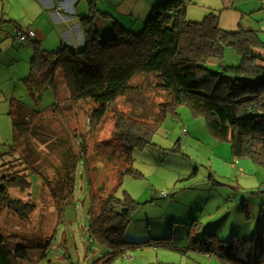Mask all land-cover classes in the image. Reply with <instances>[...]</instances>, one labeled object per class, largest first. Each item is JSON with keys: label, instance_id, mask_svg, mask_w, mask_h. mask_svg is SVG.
Segmentation results:
<instances>
[{"label": "rangeland", "instance_id": "374dc122", "mask_svg": "<svg viewBox=\"0 0 264 264\" xmlns=\"http://www.w3.org/2000/svg\"><path fill=\"white\" fill-rule=\"evenodd\" d=\"M41 1L48 0H5L4 11L23 26V29L16 28L32 30L27 27L34 21L38 26L45 22ZM95 4V1L88 0V5L94 11ZM65 10L68 11V8L65 7ZM211 11L221 15L223 29H255L264 43V0H193L188 4L187 18L202 21ZM5 20L13 23L9 18ZM121 20L123 27L137 34L144 31L147 22L141 21L137 25L141 29L134 31L129 27V20ZM75 31L78 33V28ZM100 36V41H106L114 38L115 34L102 30ZM34 37L36 35L27 38H33L31 41H14L17 49L15 55L10 48L4 51L0 67L5 70L0 78H5V90L13 93L24 110L34 116L28 121L32 122L31 126L38 125L37 129L29 132L32 150L36 153L30 156L35 157L33 165L43 173L40 170L34 173L31 168L27 170L32 195L27 190L23 197L16 188L11 193L35 204L29 220L17 218L16 222H12L7 216L8 212H5V224L1 223L0 227H3L7 245L15 247L17 243H22L29 247V254L20 261L21 264H92L108 249L97 239L91 238V196L101 186L114 187L119 182V172L130 165L124 143L114 135L118 113L133 115L137 120L141 117L151 120L167 100L166 95L162 89H158L157 76H138L133 80L130 92L118 100L119 112L109 111L95 122L93 112L99 105L91 99L73 100L61 70H57L56 85L52 79L46 78L45 72L32 87L25 82L31 75L32 60L36 56L34 43L41 40V49L51 52H58L63 43V37L55 33L54 27L45 39ZM8 44L11 46L10 42ZM68 44L72 46L69 41ZM74 48L76 51L82 50ZM235 53L229 49L226 58L230 65L239 66L241 56ZM14 60L16 64L13 67ZM209 64L218 68L215 61ZM57 106L61 109L57 110ZM23 139L19 143L22 145L20 150L29 157ZM48 139L49 142L46 141ZM150 139L151 142L143 148L133 150L135 174L123 177L119 191L120 196L127 191L137 203L125 233L128 241L150 240L152 226L166 232L174 242V236L181 235L183 239L178 241L180 246L188 243L182 233L187 228L194 236L197 233L202 236L208 229H227L235 219L239 220L235 224L240 234H244L243 230L250 220L255 226L253 233L256 226H260L264 219V167L250 158L235 159L231 144L211 133L206 117L197 116L190 107L181 105L176 113L166 116ZM71 145L78 163L73 174L74 187L63 199L61 194L53 196L52 189L58 194L62 192L58 181L64 170L60 166L63 164V152ZM19 154L20 151L16 152L15 160L19 159ZM11 158V155L8 156V159ZM232 185L241 186L244 190L240 192ZM244 196L253 200L254 218L245 208ZM229 211L230 217L226 216ZM8 225L15 231L6 233L4 226ZM137 248L116 259L114 264H225L217 255L204 257L198 251L191 250V246L183 247L188 251L186 255L163 247Z\"/></svg>", "mask_w": 264, "mask_h": 264}, {"label": "trees", "instance_id": "16d2710c", "mask_svg": "<svg viewBox=\"0 0 264 264\" xmlns=\"http://www.w3.org/2000/svg\"><path fill=\"white\" fill-rule=\"evenodd\" d=\"M191 2L193 0H162L153 8L143 32L137 34L119 26L118 35L106 41L98 38L93 14L82 17L85 44L81 51L62 43L58 52H51L41 49L40 40L34 43L36 56L32 60L31 75L25 82L32 87L45 72L48 76L45 77L56 85L57 70H61L73 100L91 99L99 105L93 112L95 122L109 111L119 112L118 100L130 92L132 82L138 76H157L158 89L166 95L167 100L151 120L144 117L137 120L133 115L118 113L114 135L124 143L130 165L119 172V182L114 187L101 186L91 196L90 231L94 236L91 238L108 249L92 264H114L131 249L146 246L165 247L188 254L187 250L176 246L171 236L143 242L128 241L125 233L137 203L127 191L119 195L123 177L135 174L133 150L149 144L150 136L159 129L166 116L176 113L181 105L190 107L197 116L206 117L211 133L231 144L234 158H250L264 167V65H259V62L264 63V55L255 52L263 48L264 43L256 30L243 27L223 29L221 15L216 11L209 12L202 21L190 20L187 8ZM229 49L242 56L240 66L228 65L226 56ZM211 61H215L218 68L211 67ZM12 103L13 151H20V154L19 159L8 160L0 167V215L8 209L19 219L27 221L35 210V204L11 193L16 188L23 197L27 190L32 195L27 170L31 168L34 173L42 171L33 165L35 157L30 156L36 152L32 150L29 132L37 129L38 125L31 126L32 122L28 120L34 116L24 110L21 102L15 98ZM56 109L61 108L57 106ZM22 139L30 158L20 150ZM79 144H83L81 139ZM11 154L0 155V159ZM62 157L60 168L64 172L58 181L62 192L58 194L54 188L52 190L53 196L61 194L64 199L74 187L73 174L78 157L72 145ZM48 184L52 186L51 182ZM193 226L195 229L196 223ZM196 236H192L195 240L192 238L190 249L198 252L212 251L211 239L218 242L217 237L208 232L202 236L197 233ZM5 240L0 230V264H21L20 261L29 254V247H10ZM228 246L224 256L217 254L222 261L226 259V264H264V224L249 238L233 237Z\"/></svg>", "mask_w": 264, "mask_h": 264}, {"label": "crops", "instance_id": "0c3cea01", "mask_svg": "<svg viewBox=\"0 0 264 264\" xmlns=\"http://www.w3.org/2000/svg\"><path fill=\"white\" fill-rule=\"evenodd\" d=\"M93 1L96 2L95 11L92 10L90 5H88V0H50V1L48 0L45 2L41 1L42 4L40 5L41 6L40 8L43 10L42 16L44 17L45 22L43 21L41 23L42 25L38 26L37 21H34V23L30 24L27 27V29L31 28L32 30L36 32V37L34 38L45 39L49 35V30L52 31V28L54 27L55 33L63 37V40H62L63 43L67 44L69 41V43L72 46L74 45V47H79L82 49L84 47L83 43H85V34L83 33L84 27H83L82 17L91 16L93 14V18H94L93 26L95 28V31L98 32V38L100 40V37H101L100 33L102 32V30H106L112 34L114 32L116 36L118 34V31H117L118 27L122 26L121 25L122 18H126L127 20H129L130 28H132L134 31H139L141 28L139 26L137 27V25L141 23V21L146 22L149 19L153 11V8L156 7L162 0H93ZM65 7L68 8V11L65 10ZM98 7H100V9ZM4 10H5V0H0V15H2L1 20H0V60H1V57L4 51L9 48L12 50L13 54L15 55V52L17 51V49L14 46V41L16 40H14L12 35L16 27L23 28L22 25L18 24L15 18H11L8 12L5 14ZM71 12L73 14H71ZM5 18H9L11 21H13V23L10 24L8 20H5ZM52 18H56V20L54 21ZM220 21H221V16H220ZM80 22L82 24H80ZM220 25H221V22H220ZM75 28H78V31H79L78 33L75 31ZM123 29H125V27H123ZM230 30H233V29H230ZM27 40H24V41H27ZM8 42H10L11 46L8 44ZM72 46L70 47L75 49ZM255 52L258 54L264 55V51L262 50V48L256 49ZM236 53L239 54L237 51ZM227 63L228 65H230L229 64L230 62L228 60H227ZM241 63H242V56H241ZM15 64H16V60L13 61V67L15 66ZM3 65H6V64H3ZM259 65L263 66L264 63L259 62ZM230 66H233V65H230ZM233 67H238V66L234 65ZM3 70H5L4 67H0V75L3 73ZM6 75L8 76L7 73ZM4 80L5 78H0V155L7 154V153H13L11 154L12 156L11 159H14L16 157V152L13 151V148L15 146V127L13 123V118L11 116V107L13 104L12 100L15 99V97L13 93L11 94L9 91L7 92V90H5L4 84H3ZM8 160H10L8 159V155H6L3 160L0 159V167L2 163ZM231 187L237 189L240 192L244 190V188H242L241 186L237 187L236 185H232ZM243 199L245 201L246 210L249 212L251 217L254 218L255 210L253 209V200H251V198L246 197V196H244ZM220 207H221V204H219V208ZM5 212H8L7 216L11 218L12 222H16L18 216L15 215L12 211L8 209H4L0 215V224L1 223L5 224V220H4ZM230 213L231 211H229L226 216L230 217ZM163 216L165 218V215ZM236 221H239V220L235 219V221H231L232 225H230L227 229H222V228L213 229V230L208 229L206 232L212 235H215L217 237L216 239L218 240V242H215L213 239H211L210 246L212 248V251L199 252V253L207 258L212 257V255L214 254L215 255L220 254L221 256H224L226 251L228 250V247H229L228 244L232 240L233 237H237L240 239L249 238L253 236L254 234H256V232L260 230L261 225L264 224V219H263V222L260 224L259 227L256 226L257 229L253 233L252 231L253 229H255V226L253 224V221L250 220L249 223H247L245 230H243L244 234H240L239 231H237V227L235 224ZM2 228L0 227L1 231H2ZM4 229L6 233L10 230L15 231V229H13L11 225H8L6 227L4 226ZM150 231H151L150 239L151 238L157 239V238L169 236V235H166L167 234L166 232H163L162 230L158 228L155 229V227L153 226L150 228ZM182 233L185 234L184 237L188 243L184 246H180L178 244V241L180 239H183V237L181 235H179V237L174 236L175 242L174 241L173 242L176 244V246H178L179 248H183V247L188 248L192 246V238L194 237V235L192 234L191 230L187 228ZM196 238L197 236L195 237V239ZM5 239L7 240L6 237ZM222 239H225V240H222ZM227 239L229 240L227 241ZM17 244L24 245L22 243H17ZM145 248L154 249V248H160V247L146 246V247H141V248L138 247L137 249H145ZM163 248L165 249V247ZM215 249H217L216 252H214ZM221 256H218L220 260H221ZM199 258L201 257L199 256ZM225 261L226 259L223 260L222 262L225 263Z\"/></svg>", "mask_w": 264, "mask_h": 264}, {"label": "built area", "instance_id": "2783aa9c", "mask_svg": "<svg viewBox=\"0 0 264 264\" xmlns=\"http://www.w3.org/2000/svg\"><path fill=\"white\" fill-rule=\"evenodd\" d=\"M36 33L34 30H28V31H23L19 28H16L14 31V35L16 40L24 41L29 37L35 36ZM93 240V239H92ZM12 254H15V251H12Z\"/></svg>", "mask_w": 264, "mask_h": 264}]
</instances>
